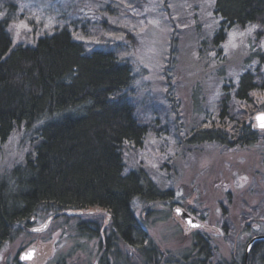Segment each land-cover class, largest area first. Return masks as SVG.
Segmentation results:
<instances>
[{
    "label": "rangeland",
    "instance_id": "obj_1",
    "mask_svg": "<svg viewBox=\"0 0 264 264\" xmlns=\"http://www.w3.org/2000/svg\"><path fill=\"white\" fill-rule=\"evenodd\" d=\"M213 1L0 0V21L10 20L6 30L11 48L33 45L44 34L67 26L87 49L106 45L130 63L135 90L131 104L149 133L140 148L123 153L124 163L127 170L145 169L158 189L171 187L177 204L171 208L169 202H135V215L160 252L183 256L198 232L211 241L213 263L230 264L241 256L249 237L264 231V131L258 130L254 144L231 149L210 143L191 147L184 136L215 122L224 85L257 67L264 79V29L258 24L234 27L220 54L211 51L208 40L219 23ZM86 6L88 11L82 9ZM246 109L264 113V89L251 94ZM33 132L15 129L0 142V176L29 152L26 138ZM175 207L206 228L187 229L174 214ZM69 214L77 220L33 221L26 232L3 245L0 264H13L28 249L35 254L23 264H99L98 240L77 237L73 226L78 219L94 222L103 238L107 213L90 208ZM45 222L43 230H33ZM120 250L139 264L134 250ZM116 261L122 264L120 258Z\"/></svg>",
    "mask_w": 264,
    "mask_h": 264
},
{
    "label": "trees",
    "instance_id": "obj_2",
    "mask_svg": "<svg viewBox=\"0 0 264 264\" xmlns=\"http://www.w3.org/2000/svg\"><path fill=\"white\" fill-rule=\"evenodd\" d=\"M213 14L219 23L208 43L217 54L232 28L258 24L264 29V0H214ZM9 21H0V142L15 129L34 132L26 138L29 152L0 176V250L26 232L31 219L74 222L77 218L69 213L97 208L109 218L103 238L91 221L78 219L73 230L79 238L98 240L99 264H116L117 258L135 264L121 246L134 250L139 264H223L213 263L211 241L198 232L183 256L160 252L135 215V202L177 204L174 190L158 189L145 169H126L123 153L140 148L149 133L131 104L130 63L106 45L87 49L67 26L33 45L11 48ZM263 59L264 54L261 63ZM222 88L215 122L184 136L191 147L210 143L231 149L258 140L260 132L251 126L254 114L246 108L251 94L264 89L260 69L246 71ZM243 252L230 264H242ZM263 257L264 242L257 241L247 262L262 264ZM13 264L22 263L15 258Z\"/></svg>",
    "mask_w": 264,
    "mask_h": 264
},
{
    "label": "water",
    "instance_id": "obj_3",
    "mask_svg": "<svg viewBox=\"0 0 264 264\" xmlns=\"http://www.w3.org/2000/svg\"><path fill=\"white\" fill-rule=\"evenodd\" d=\"M253 122H254V128L256 130H261L264 131V113L260 112L254 115L253 117ZM174 214L183 222V224L185 225V227L187 229H199L202 227H205L202 223L198 222L194 217H192L191 215H189L185 210L179 208V207H175L174 208ZM34 219H31L30 222L33 223ZM48 222H45L43 224L42 227H35L33 230H43L46 226H47ZM262 238H254L252 240H250L245 248V252H244V258H243V263L245 264L246 262V258H247V254H248V250L250 248V246L252 245V243L256 240H259ZM35 254V249H28L25 252H23L22 254H20L19 256V262H28L31 261L34 257Z\"/></svg>",
    "mask_w": 264,
    "mask_h": 264
},
{
    "label": "flooded vegetation",
    "instance_id": "obj_4",
    "mask_svg": "<svg viewBox=\"0 0 264 264\" xmlns=\"http://www.w3.org/2000/svg\"><path fill=\"white\" fill-rule=\"evenodd\" d=\"M198 221V220H197ZM199 222V221H198ZM201 223V222H200ZM262 228H264V221H262ZM204 228H206V227H202V228H199V230L200 229H204ZM254 238H262V239H259V240H256V241H254L253 243H252V245L255 243V242H257V241H263L264 242V231L263 232H261V233H259V234H257V235H255V236H252L250 239H249V241L250 240H252V239H254ZM248 241V242H249ZM247 242V243H248ZM247 245V244H246ZM251 245V246H252ZM251 246H250V248H251ZM245 248H246V246H245ZM250 248H249V250H250ZM249 250H248V254H247V258H246V262H245V264H248V262H247V260H248V257H249ZM244 252H245V249H244ZM244 252H243V258H244ZM20 256V255H19ZM19 256H18V258H16V260H17V262H19ZM263 259V263L262 264H264V257L262 258ZM20 263H22V262H20ZM23 264V263H22ZM242 264H244L243 263V261H242Z\"/></svg>",
    "mask_w": 264,
    "mask_h": 264
},
{
    "label": "snow or ice",
    "instance_id": "obj_5",
    "mask_svg": "<svg viewBox=\"0 0 264 264\" xmlns=\"http://www.w3.org/2000/svg\"><path fill=\"white\" fill-rule=\"evenodd\" d=\"M262 126H264V125H262Z\"/></svg>",
    "mask_w": 264,
    "mask_h": 264
}]
</instances>
